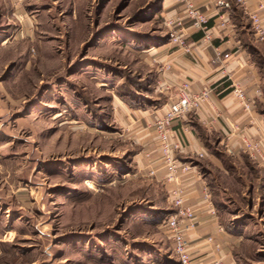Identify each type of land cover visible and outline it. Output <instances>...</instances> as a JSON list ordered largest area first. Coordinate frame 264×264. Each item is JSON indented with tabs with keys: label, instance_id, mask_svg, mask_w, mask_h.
I'll return each instance as SVG.
<instances>
[{
	"label": "rangeland",
	"instance_id": "1",
	"mask_svg": "<svg viewBox=\"0 0 264 264\" xmlns=\"http://www.w3.org/2000/svg\"><path fill=\"white\" fill-rule=\"evenodd\" d=\"M158 5L0 0V264H178L167 190L137 161L134 110L156 102L151 50L168 36ZM251 159L226 153L209 177L240 264H264Z\"/></svg>",
	"mask_w": 264,
	"mask_h": 264
},
{
	"label": "crops",
	"instance_id": "2",
	"mask_svg": "<svg viewBox=\"0 0 264 264\" xmlns=\"http://www.w3.org/2000/svg\"><path fill=\"white\" fill-rule=\"evenodd\" d=\"M192 1L208 17L209 39H203L202 31L191 25L180 0H158L167 31L166 21L179 19L178 27L185 33L190 50L183 51L168 37L158 43L163 45L150 49L153 62L149 71L156 102L149 103V107L141 104L134 110L140 111L135 114L140 126L137 136L144 144L137 161L140 170L148 171L165 186L166 214L176 211L167 201L168 192L183 188V202L194 209L196 218L193 229L185 232L192 264H212L216 257H221L223 264H240L243 233L222 218L209 175L213 176L215 166L223 169L219 159L226 153L238 160L241 153L250 157L242 148V133L259 139L264 149V112L260 109L264 100V39L253 35L249 21V13L257 10L264 24V7L259 8L264 0H245L243 5L236 0H224L226 5L219 4L220 0ZM224 53L229 56L224 57ZM182 81H188L193 92L206 87L211 91L199 108L190 110L172 125V135L181 137L183 143L182 150L175 154L190 167L180 171L174 180H167L153 133V119L174 99ZM233 85L243 88L248 106L234 96ZM210 235L219 245L217 250L206 241Z\"/></svg>",
	"mask_w": 264,
	"mask_h": 264
},
{
	"label": "built area",
	"instance_id": "3",
	"mask_svg": "<svg viewBox=\"0 0 264 264\" xmlns=\"http://www.w3.org/2000/svg\"><path fill=\"white\" fill-rule=\"evenodd\" d=\"M185 7L186 18L189 19L191 25L203 33V39H209L210 27L208 17L198 6H195L192 0H180ZM240 4H244L245 0H236ZM219 4L226 5L224 0H220ZM264 7V2L259 3V8ZM249 21L252 33L258 39H264V24L261 21L257 10L249 13ZM168 29V40L183 51L189 52L190 45L185 39V33L182 28L178 27L179 19H170L166 21ZM224 57L229 54L224 53ZM232 93L238 99L243 101L245 106H248L242 87L233 85ZM211 91L210 87L203 88L199 92H193L189 88L188 81H182L178 85V90L173 100L169 101L167 108L154 119V133L157 141V148L166 170L165 177L167 180H174L178 173L188 171L190 165L186 162H181L175 152L181 151L183 147L182 139L179 136L172 135V125L175 120L197 109L201 103L208 98ZM242 148L250 158L259 160L264 167V149L259 139L241 134ZM204 153H199V156H204ZM153 174L154 171L150 170ZM167 201L176 209L173 213H168L162 218L163 226L168 230L173 242L172 251L178 259V264H192L193 258L188 247V241L185 232L192 230L196 222L194 209L191 206L185 205L183 202V188L176 187L168 192ZM208 243H212V247L217 250L219 245L214 242L210 235L206 238ZM212 264H223L221 257H216L212 260Z\"/></svg>",
	"mask_w": 264,
	"mask_h": 264
}]
</instances>
